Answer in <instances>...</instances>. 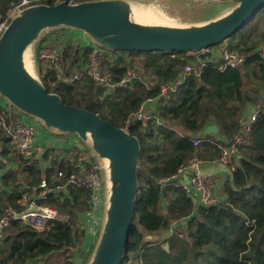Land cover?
Returning a JSON list of instances; mask_svg holds the SVG:
<instances>
[{"label": "trees", "instance_id": "trees-1", "mask_svg": "<svg viewBox=\"0 0 264 264\" xmlns=\"http://www.w3.org/2000/svg\"><path fill=\"white\" fill-rule=\"evenodd\" d=\"M22 1L0 0V9L6 12ZM29 1L30 6L57 3ZM263 25L264 9L230 39V49L245 62L223 72L216 69V63L209 61L207 55L115 52L113 59H106L115 81L121 82L135 71L138 77L129 86L109 94L89 79L73 84L65 80L87 62L90 49L64 50L59 64L62 75L56 70L42 71L37 60L49 93L59 95L65 105L92 112L118 129H126L129 116L148 100L159 102L157 113L165 127L152 123L144 133L143 125L135 123L127 129L139 139L141 155L136 221L124 264H264L263 117L253 125L250 144L240 151L241 159L229 169L216 204L196 206L181 188L172 184L165 189L160 187L161 181L177 175L195 155L205 162H218L219 143L230 145L242 131L247 108L264 101L260 93L246 89L249 80L264 83V59L258 51L264 40ZM52 34L46 33L36 48ZM200 62L205 66L199 77H186L178 92L169 99L161 97L160 85L177 81L187 65ZM11 114L13 120L22 116L15 110ZM211 125H216L218 132L206 134L195 148L198 133ZM177 128L186 134H180ZM0 148V170L11 163L18 166L1 175L0 218L9 209L24 211L23 197L37 198L43 182L49 193L39 204L56 210L60 217L45 232L12 221L0 236V264H55V257L63 259L57 260L58 264H72L85 241L80 219L89 211L91 193L66 186V181L88 168L87 157L75 147L63 151L57 159L46 151L43 163L49 165L35 166L11 149L1 127ZM60 173L63 178L58 177ZM162 232L167 236L159 239ZM90 256L85 257V264Z\"/></svg>", "mask_w": 264, "mask_h": 264}, {"label": "water", "instance_id": "water-1", "mask_svg": "<svg viewBox=\"0 0 264 264\" xmlns=\"http://www.w3.org/2000/svg\"><path fill=\"white\" fill-rule=\"evenodd\" d=\"M138 1L31 5L12 18L0 37V98L10 110L37 121L54 136L77 137L102 163L104 217L87 264H124L136 221L141 145L129 131L87 110L69 107L59 95L47 91L36 57L44 34L77 31L109 52L199 54L229 41L264 9V0H200L231 7L200 22L167 23L150 14L144 17L139 10H146ZM205 132L215 134L218 128L211 125Z\"/></svg>", "mask_w": 264, "mask_h": 264}, {"label": "built area", "instance_id": "built-area-1", "mask_svg": "<svg viewBox=\"0 0 264 264\" xmlns=\"http://www.w3.org/2000/svg\"><path fill=\"white\" fill-rule=\"evenodd\" d=\"M63 1L73 5L83 1L96 0H57L56 4ZM28 6H30V1L23 0L20 5L6 12L0 9V37L12 18ZM70 47L90 49V55L87 62L80 69L74 70L73 74L65 79L69 84L89 79L95 84L96 88L104 90L109 94L118 88L129 86L137 78L134 73H131L121 82H116L115 77L106 63V59L114 58L115 52H109L99 48L86 35L73 30H65L51 35L36 49L37 60L41 62L40 69L42 71L46 69L56 70L59 75H62L59 64L63 51ZM219 47H221L219 53L212 52L211 49L214 48L201 52L202 54L207 52L204 55H207L209 61L216 63V69L223 72L226 69L238 68L244 64L245 59L235 51H232L230 45H221ZM258 51L264 59V43L260 45ZM204 66L205 64L203 62L195 65H187L182 76L177 81L160 85L161 97L169 99L172 94L178 92L186 77L192 74H196L199 77ZM2 100H0V127L9 138L11 149L25 160L33 162L35 166L42 165L43 162L39 161V159L46 153V150L38 143L41 137V124L24 117L22 114L19 119L13 120L8 104L6 102L4 104ZM154 101L152 99L148 100L138 111L132 113L126 121L125 130L135 123H141L143 125L144 133L149 131V125L152 123H155L156 127H165V122L158 116V107L154 109L151 107ZM260 117L264 118L263 107H248L244 113L242 131L233 138L230 145H224L223 142L219 143V149L221 151L219 164L222 167L229 170L234 161L236 162L241 159L240 151L250 144L253 125ZM177 131L182 135L186 134L183 129H177ZM205 135V131L198 133L194 139L195 148L201 145L202 138ZM76 141H78V144L75 148L87 157L88 168H83L84 170L80 174L71 175L66 181V186L84 189L91 193L89 211L80 219L84 230L91 237V242L87 245V257H89L100 235L103 223L105 204L104 170L102 163L93 157V152L89 147L80 140ZM208 165L211 166L213 164L202 161L195 155L188 164L179 170L177 175L161 181L160 187L165 189L168 185L172 184V186L181 188L189 195L196 206L216 204L218 202L219 192L223 186V178L215 171L204 173ZM58 177L63 178V175L60 173ZM41 188L42 191L37 198L28 199L26 196L23 197L22 203L25 206L24 211L20 213L12 209L6 211L4 216L0 218V228L3 232L15 220L21 221L37 232H45L50 229L52 222L60 219L56 210L39 204V201L45 199L49 193L45 182L42 183Z\"/></svg>", "mask_w": 264, "mask_h": 264}, {"label": "rangeland", "instance_id": "rangeland-1", "mask_svg": "<svg viewBox=\"0 0 264 264\" xmlns=\"http://www.w3.org/2000/svg\"><path fill=\"white\" fill-rule=\"evenodd\" d=\"M138 2L141 4L142 8L146 10L148 13H150V15H152L155 19L161 22H167V23L200 22L203 20L213 18L217 16L218 14H220L221 12H223L224 10L231 7V4H219V3H210V2L195 1V0H140ZM262 31H264V25L262 26ZM255 41H259V40L255 39ZM231 43L233 42L229 40L223 45L229 46L231 45ZM263 43H264V40L263 42L259 43L258 49L260 45H262ZM211 50L214 53H219L221 51V47L218 46ZM206 53L207 52H204L203 54L199 53L195 55L196 57H201V55H204ZM133 73L136 75V77H138V74L136 71ZM252 78H254V75ZM246 89L255 90L256 92L260 93L261 96L264 95L263 82H256L254 80H249L247 81ZM257 107L264 108V101H263V104ZM166 236H167V233L162 232L158 236V238L164 239L166 238ZM52 260L54 261L55 264H58L57 260H63V259H58L55 257V258H52Z\"/></svg>", "mask_w": 264, "mask_h": 264}, {"label": "crops", "instance_id": "crops-1", "mask_svg": "<svg viewBox=\"0 0 264 264\" xmlns=\"http://www.w3.org/2000/svg\"><path fill=\"white\" fill-rule=\"evenodd\" d=\"M58 33V32H56ZM54 33V34H56ZM53 35V34H52ZM263 99H264V95ZM2 100V99H0ZM3 103L5 104V101L2 100ZM156 101V102H155ZM152 104L151 107L152 109L158 107V101L155 100ZM263 104V102H261ZM253 105V104H252ZM255 106V105H253ZM256 107V106H255ZM179 129V128H177ZM41 137L38 140V143L43 146L44 150L48 151L49 153L52 154V157L54 158H61L63 156V151H68L70 149H73L74 147L77 146L79 140L77 137L72 136L70 138L67 137H57L54 136L53 134L49 133L46 131L42 125H41ZM39 161L43 162V158L41 157ZM207 163H212L213 165L207 166L206 169L204 170V173H211V172H217L221 177L223 178L222 181L223 183L225 180L229 177V170L226 168L222 167L219 162H207ZM49 165V164H48ZM17 165L15 163H11L7 168L0 170V185H1V175L9 170H16ZM86 233V231H85ZM91 242V237L88 234V232L85 235V241L83 242V245L79 251L76 252V255L74 259L72 260V264H85V257H87V252H88V247L87 245ZM33 264V263H31ZM35 264H45L44 262H38Z\"/></svg>", "mask_w": 264, "mask_h": 264}, {"label": "bare ground", "instance_id": "bare-ground-1", "mask_svg": "<svg viewBox=\"0 0 264 264\" xmlns=\"http://www.w3.org/2000/svg\"><path fill=\"white\" fill-rule=\"evenodd\" d=\"M140 11V13L144 16V17H148L149 16V14L150 13H148V12H144V11H142V10H139Z\"/></svg>", "mask_w": 264, "mask_h": 264}]
</instances>
